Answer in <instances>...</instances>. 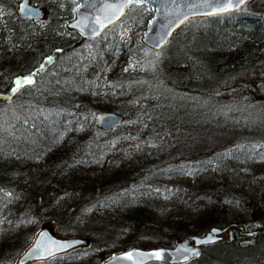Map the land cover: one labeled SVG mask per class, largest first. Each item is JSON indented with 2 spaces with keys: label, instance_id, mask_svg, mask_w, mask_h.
<instances>
[{
  "label": "trees",
  "instance_id": "trees-1",
  "mask_svg": "<svg viewBox=\"0 0 264 264\" xmlns=\"http://www.w3.org/2000/svg\"><path fill=\"white\" fill-rule=\"evenodd\" d=\"M16 2L0 0V6L9 10L0 16V35L11 33V47L19 54L17 62L0 60V93L15 95L10 89L16 79L37 73L44 65L33 76L38 77L48 71V57L55 59L86 43L91 62L98 58L100 64L106 65L112 90L107 95L114 103L113 111L120 113L123 120L108 130L98 127L94 115L104 108L90 89L60 96V110L43 106L33 111L21 109L23 104L20 108L15 106L13 110L26 118L6 119L0 130V217H6L13 227L27 225L28 229L13 236L9 232V239L0 242V264H14L25 242L15 253L12 246L23 236H27V242L36 225L38 229L40 222L50 219H54L56 234L64 237H77L73 221L84 220L82 226L87 228L89 242L65 251L88 246L89 253L80 257L77 264H97L110 252L129 244H171L188 233L223 225L224 213L231 205L246 210L252 219H262L263 210L232 176L236 170L246 172L264 155V12L255 5L246 9L247 1L235 11L191 18L157 51L152 68L157 70L156 75L150 69L149 57L144 56L141 64L147 74L128 77L113 64L125 58L124 53L117 57L113 54L128 51L127 41H118L116 36L114 41H107L102 36L114 24L97 38L84 39L76 33L75 39L66 41L55 34L64 30L63 22L56 20L48 22L39 36L26 44L31 35L26 20L12 18ZM66 6L69 12L71 3ZM51 13L62 15L66 10ZM1 40L0 37V44ZM134 43L139 49L134 48L131 55L139 57L141 49L151 52L138 39ZM47 85L57 91L55 83ZM138 88L143 89L146 100L155 98V104L141 103L144 99L136 92ZM124 118H129L134 127L125 130ZM176 124L186 146L207 144L202 153H216L217 174L205 175L194 185L188 177L190 173L198 177V171L193 169L195 161H188L187 174L173 179L174 165L167 163L175 158L170 135L171 126ZM124 137L135 140V144L110 172L98 179L78 174L80 167L100 165ZM38 155L47 165L37 175L42 186L39 193L25 187L22 181L31 177L30 166ZM207 164L200 163L204 168ZM252 190L264 200V191ZM173 191L181 193L191 213L187 217L171 213L155 229L152 216L160 209L165 195ZM64 198L67 201L60 206ZM259 244L247 255L251 264L264 260V241ZM240 246L233 240L203 246L197 258L184 264H225V251L219 248ZM208 248L217 250L214 258L193 262ZM59 254L32 262L64 264L71 260L66 257L68 253ZM233 258L230 255L226 264L250 263ZM218 259L220 262L216 263Z\"/></svg>",
  "mask_w": 264,
  "mask_h": 264
},
{
  "label": "rangeland",
  "instance_id": "rangeland-1",
  "mask_svg": "<svg viewBox=\"0 0 264 264\" xmlns=\"http://www.w3.org/2000/svg\"><path fill=\"white\" fill-rule=\"evenodd\" d=\"M31 3H34L44 9L46 12V15L42 16L41 18L37 19H29L26 20V27L28 28V31L31 35L27 36L25 43L30 44L33 42L34 38H37L39 34L41 33V30L44 28V26L48 22L59 20L61 22H65L67 18H70L72 15V7L74 5L73 0H29ZM71 3L72 7L67 12V6ZM257 6L259 10L264 12V0H258L257 2H254V0H249L246 4V9H251L252 7ZM16 7L17 3L14 5V13L12 15V18L14 21H17L18 15L16 13ZM66 10L65 14L59 15L51 12H58ZM9 11L8 9H5L4 7L0 6V16L5 12ZM151 16V11L148 7V10L145 11L143 9L136 8L135 6H132L125 10L124 14L120 17V19L113 25L114 27H110L108 31H105L104 34H102L103 38H105L107 41H114V36L117 37L118 41H127L128 45L130 46L128 48V51L120 50L117 53L113 54L114 57H117L119 54H126L125 58H119L115 60L113 63L114 66L118 70L120 67L122 68L123 73H125L128 77L134 76V77H143L147 72L143 70L142 67V57H149L150 63H151V71L153 70V58L156 55L157 51L151 50V52L147 51L146 49H141V55L139 57H135L130 54V52L134 49L136 50L138 46L134 43L135 39H138L139 35L141 34L142 30L146 26V22L148 17ZM127 29H130L128 31ZM55 34L58 35V37L62 40H72L75 39L77 36L75 32L73 31H67V30H58L55 32ZM1 44H0V60H15L17 62V58L19 56L18 50L13 49L11 47V37L12 34L9 32H3L1 35ZM86 43L85 46L82 48L81 46L71 50L70 52L63 54L62 56H59L55 59L51 60V64L49 66L48 71L45 73L40 74L38 77L33 78L34 83L32 85H26L22 87L15 95L6 96L0 98V130L3 128L4 121L6 119H11L14 116H21L25 120L24 114H19L18 110H13L17 106L20 108L23 104L25 108H30L33 111L38 110V108H42L43 106H46L48 109H52V107H56L59 105V107H62L59 103V97H64L66 95H70V91H81V90H89L94 96L95 99L99 100V105L102 106L103 110H113L114 103L112 100L108 98L107 93L109 91H112L109 85V79L107 77V70L106 65L100 64V60L97 58H94L91 62V57L87 55L86 51ZM145 47V46H144ZM147 48V47H146ZM139 49V48H138ZM148 49V48H147ZM121 63V64H120ZM115 69V68H114ZM127 69V70H125ZM156 75L157 70L154 68L152 71ZM162 76V75H161ZM47 82L55 83L56 86V92H53L52 89L48 88ZM136 92H139L140 98H143L144 100L141 103H148L149 105L155 104V98H151L149 100H146V94L143 93L142 88H138ZM43 103V104H42ZM53 105V106H52ZM16 106V107H15ZM13 107V108H12ZM29 109V111H30ZM60 110V108H58ZM62 109V108H61ZM51 111V110H50ZM102 111V110H101ZM7 113V114H6ZM191 113H194V110H191ZM180 118H183L182 115L179 116ZM87 121V120H86ZM125 121V130H128L129 128L134 127L132 122L129 118H124ZM6 124V123H5ZM66 125V124H65ZM81 128H85V124L82 123ZM179 124L172 125L171 129L173 130V133L170 135L171 143L175 144L174 153L175 158L167 163V165H174V175L173 179H178L179 177L185 176L187 174L188 170L190 169L187 165L188 161H195L196 165L193 168L195 171H198V177H194L191 173L189 174V181L192 182V184L197 185L200 180L205 175H214L217 174L216 166L214 165L215 160L217 159L216 153H205L202 152L205 151L206 146H200L195 143H191L189 146H186L183 143V135L180 131H178ZM1 133V132H0ZM18 138V134L15 135V139ZM2 135H0V146L3 145L1 143ZM135 140H132L131 138L124 137L118 141V144L113 148L111 154L99 165H91L88 167H80L77 169L78 174L88 176L90 178L98 179L100 176L104 173H108L111 171V169L121 160L125 157L127 154L129 147L133 144ZM200 144V143H199ZM195 151H200L198 155H194L193 153ZM190 155L189 157H186V155ZM41 155H38V157L34 160V163L30 166L31 171V177L29 179L23 178V182L25 183V187L29 188L30 190L37 191L38 193L42 190V186L38 183L37 175L41 172L46 170L47 165L45 161L40 160ZM209 163L207 164V167H202L200 163ZM234 165H237L236 163ZM233 180L236 182V184L243 187V190L248 193L253 201L260 207L261 210H263L262 219H264V200L261 199L257 193L253 192L252 189H261L264 191V155L261 157H258V159L249 166V169L246 172H242L240 170H236L232 176ZM27 179V180H26ZM132 185V188H135V184L130 183ZM136 187H139V185H136ZM170 189V188H169ZM166 197L164 200L160 203V209L155 212L152 216V222L154 223V228H158V226H161L162 222L165 221L169 214L171 213H178L182 217H187L191 213V208L187 206V203L181 199V193L173 191L171 193H167L165 195ZM65 201H67V198L63 199V202L60 204V206L65 205ZM12 203L11 205H13ZM58 210V209H57ZM83 213V212H82ZM80 217V215H79ZM250 219V214L238 207L237 205H231L227 207L225 213H224V223L230 222V221H238V222H244ZM84 220L81 218L73 221L74 225H76V236L82 237L86 236L87 234L85 231L87 230L86 227L82 226ZM37 226L34 228V230L31 232V237L35 230L37 229ZM53 231L56 234L54 230V224H52ZM28 229L27 225L22 226H12L10 224V221L2 216L0 217V242L9 239V232L10 235H16L17 232ZM11 230V231H10ZM25 237V238H24ZM27 236H23L22 240H19V242L12 246L11 251L15 253L19 248L20 244L25 242L24 245L20 248V250L17 252V255L20 253V251L30 242L31 237L25 241ZM89 238V237H88ZM264 241V234H259L256 241L252 245H246V246H240L241 248H232V247H222L219 248L225 251L223 253L224 256V263H228V259L230 255L234 256V260L239 258L242 262H250L248 253L250 251H254L256 248L255 246L258 244V247L260 246L259 243H262ZM167 244V243H165ZM239 247V246H237ZM244 247V248H243ZM88 246H80L78 247V250L76 251H70V252H63L61 254L68 253L66 257L71 258L70 261L65 262L64 264H77L78 259L82 256H87L89 253L87 251ZM218 249V248H216ZM235 249V251H234ZM217 251V250H216ZM216 251L212 248H208L206 252L203 254L202 257H199L198 259L194 260L193 262L201 263L206 262L207 260L214 258ZM236 254V255H235ZM251 254V253H250ZM60 255V254H59ZM74 257V258H73ZM14 260V259H12ZM216 263L220 262L218 259L215 261ZM27 264H34L33 262H29ZM51 264V262H50ZM82 264V263H81ZM260 264H264V260Z\"/></svg>",
  "mask_w": 264,
  "mask_h": 264
},
{
  "label": "water",
  "instance_id": "water-1",
  "mask_svg": "<svg viewBox=\"0 0 264 264\" xmlns=\"http://www.w3.org/2000/svg\"><path fill=\"white\" fill-rule=\"evenodd\" d=\"M75 4L72 8V15L70 18H67L64 22V26L68 30L75 31L79 36L84 39H92L98 37L105 28L116 23L118 20L114 21L111 24H107V26L103 29H100L98 25H95V18L100 16L103 20L105 12H102L101 9L106 3H111L112 0H74ZM249 0H245V3ZM204 0H176V3H172L171 0H167V2H163L157 6L161 7V12L154 11V6L149 4L148 7L151 11V16L148 17L146 26L142 30L141 34L138 37L139 42L147 47L148 49L157 51L161 49L170 39L171 35L174 31H176L183 23L187 20L199 17V16H211L205 13L211 11V8L203 6ZM27 3L28 7L32 10L33 14L23 15L20 12V8L22 4ZM244 3V4H245ZM187 4V6H185ZM243 4V5H244ZM241 5L239 8H241ZM79 7V10L77 8ZM215 7V5H213ZM239 8H234L231 11L238 10ZM106 11V10H105ZM16 13L18 18L25 19H37L41 18L44 15V9L38 5L30 4L28 0H19L16 7ZM223 14V13H220ZM184 16H187L188 19L184 20L183 23H180V20L184 19ZM156 18V22L150 23L153 21V18ZM172 21L171 25L167 28L164 25H168L169 21ZM96 27L98 31V35H93L91 28ZM83 29V31H82ZM165 31H170L171 35L167 36L165 42L160 46L156 47V41L159 39L161 35ZM5 97L4 93H0V98ZM104 118V119H98ZM123 117L120 113L113 110H102L97 112L94 115L95 124L101 129L108 130L119 123H121ZM54 219H50L48 221H42L39 223V227L37 231L34 233L33 238L30 242L24 247L21 253L16 257L14 264H27L34 260H41L53 257L59 253L65 252L69 250L71 247L87 244L89 242L88 237H64L59 236L53 231ZM238 223L236 221H230L223 226L219 225H210L206 229L201 232H191L186 234L182 239L176 240L171 244H156V245H147L141 246L137 244H129L126 247L118 248L112 252H110L107 256L101 259L97 264H129L126 260H114V257H121L125 253L130 251L132 252H143V253H152L155 251H160L162 253V259H148L143 262V264L155 263V264H184L192 259L197 258L201 253V246L212 244L217 241H221L224 238L223 233L227 232V234L231 233L230 226H237ZM247 231L245 234L249 235L248 239L242 240L240 242L241 245L252 244L254 241V236L258 232L264 231V224L261 223L258 219L247 220L243 224ZM254 226L258 228L255 229ZM243 226L239 225V228ZM253 228V229H252ZM213 229L218 230L213 233ZM42 234H46L48 239L58 242L61 245H71L70 247H65L60 251H55V246H52V250L54 254L52 256L40 255V252L43 249H39L36 251L35 255H31L36 242L38 239L42 237ZM212 235L214 238L209 242L207 241L209 235ZM198 241H201L198 243ZM188 248L189 252H184L183 249ZM198 253L193 255L192 253ZM187 257V258H185Z\"/></svg>",
  "mask_w": 264,
  "mask_h": 264
},
{
  "label": "snow or ice",
  "instance_id": "snow-or-ice-1",
  "mask_svg": "<svg viewBox=\"0 0 264 264\" xmlns=\"http://www.w3.org/2000/svg\"><path fill=\"white\" fill-rule=\"evenodd\" d=\"M163 2H167V0H163ZM172 3H176V0H171ZM161 3V0H112L111 3H106L103 8L101 9L102 12H105L103 20L100 16H97L95 18V25H98L100 29H103L107 26V24H111L114 21L120 19V17L124 14L125 10L135 6L136 8L143 9L145 11L148 10V5L151 4L154 6V11L161 12V7L157 6ZM245 3V0H204L203 6L211 8L212 10L205 13L207 15H217L220 13H227L233 10L234 8H239L241 5ZM215 5V7H213ZM187 6V4H185ZM79 10V7L77 8ZM106 10V11H105ZM20 12L23 15H30L33 14L32 10L28 7L27 3L22 4L20 8ZM188 17L184 16L183 20H180V23H183L184 20H187ZM156 18H153V21H150V23H155ZM172 21H169L168 25H164L165 28L169 27L171 25ZM130 31V29H127ZM83 31V29H82ZM93 35H98V31L96 27L91 28ZM171 35L170 31H165L163 35L159 37V39L156 41V47H160L166 40L167 36ZM48 62H51L52 57H48ZM44 68V65L40 66V69L37 70V73ZM127 70V69H125ZM37 73L30 74L29 76H25L22 79H16L14 81V86L11 87L10 91L15 94L17 93L22 87L26 85H32L34 83L33 76ZM98 119H104V118H98ZM9 196H11V193H8ZM218 230L213 229V233L217 232ZM214 237L210 234L207 241L203 242H209ZM201 241H198L200 243ZM55 246V251H60L65 247H70L71 245H61L56 241L48 239L46 234H42V237L37 240L36 245L31 253V255H35L36 251L39 249H43L40 252V255H47L52 256L54 254L52 250V246ZM184 252H189L190 250L188 248L183 249ZM193 255L198 254L193 252ZM162 259V253L160 251H155L152 253H143V252H128L125 253L121 257H114V260H126L129 262V264H143L145 260L148 259ZM187 258V257H185Z\"/></svg>",
  "mask_w": 264,
  "mask_h": 264
},
{
  "label": "flooded vegetation",
  "instance_id": "flooded-vegetation-1",
  "mask_svg": "<svg viewBox=\"0 0 264 264\" xmlns=\"http://www.w3.org/2000/svg\"><path fill=\"white\" fill-rule=\"evenodd\" d=\"M74 1V0H73ZM19 2V0H17V2L16 3H18ZM28 2L30 3V4H34V3H31L29 0H28ZM75 2V1H74ZM75 4V3H74ZM34 5H36V4H34ZM74 6V5H73ZM73 8V7H72ZM44 15H46V12L44 11ZM43 15V16H44ZM20 19V18H19ZM29 19H31V18H25V19H22V20H29ZM115 24V23H114ZM113 25V24H112ZM111 26V25H110ZM109 27V26H108ZM63 28L65 29V30H67V31H73V30H68V29H66L65 28V26H64V23H63ZM106 29V28H105ZM104 29V30H105ZM103 30V31H104ZM73 32H75V31H73ZM76 33V32H75ZM103 33V32H102ZM101 33V34H102ZM100 34V35H101ZM99 35V36H100ZM98 36V37H99ZM97 38V37H96ZM93 39V38H92ZM249 220H253L252 218H251V216H250V219ZM259 221H261V223L262 224H264V220H260V219H258ZM237 223H238V225L237 226H230V230H231V233L230 234H227V232H224L223 233V235H224V238H223V240H221V241H217V242H214V243H212V244H215V243H220V242H225V241H237V243L239 244V245H241L240 244V242L242 241V240H245V239H248L249 238V235H247V234H245V232L247 231V229H246V227L243 225L244 224V222H246V221H244V222H238V221H236ZM228 223V222H227ZM227 223H224L223 225H225V224H227ZM223 225H219V226H223ZM239 225H241V226H243L242 228H239ZM254 228L255 229H257L258 227L257 226H254ZM253 229V228H252ZM264 232V231H263ZM260 233H262V232H258L255 236H254V239L256 238V236L258 235V234H260ZM253 243H254V241H253ZM207 245H211V244H207ZM207 245H202L201 246V249H202V247L203 246H207ZM247 245H250V244H247ZM241 246H245V245H241Z\"/></svg>",
  "mask_w": 264,
  "mask_h": 264
}]
</instances>
